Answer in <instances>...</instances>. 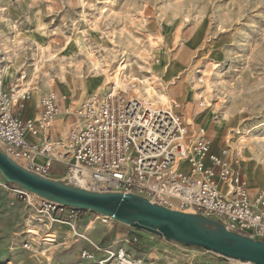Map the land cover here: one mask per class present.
Segmentation results:
<instances>
[{
    "label": "rangeland",
    "instance_id": "obj_1",
    "mask_svg": "<svg viewBox=\"0 0 264 264\" xmlns=\"http://www.w3.org/2000/svg\"><path fill=\"white\" fill-rule=\"evenodd\" d=\"M11 62L6 85L18 86L24 74L34 90L25 117L35 116V100L47 94L78 106L129 85L156 106L180 104L210 149L230 147L247 169L249 187L264 186V0H0V70ZM62 168L48 178L71 184ZM5 183L0 221L10 220L6 202L19 207L21 219L0 228V246L25 254L36 214ZM109 219L81 211L74 224L79 232L93 224L88 238L102 247H123L158 264H229ZM69 232L60 224L49 238L54 243L32 238L26 264H81L80 251L89 244Z\"/></svg>",
    "mask_w": 264,
    "mask_h": 264
},
{
    "label": "built area",
    "instance_id": "obj_2",
    "mask_svg": "<svg viewBox=\"0 0 264 264\" xmlns=\"http://www.w3.org/2000/svg\"><path fill=\"white\" fill-rule=\"evenodd\" d=\"M4 73L3 68L0 149L17 164L48 178L58 163L73 185L77 175L92 191L143 195L153 204L203 215L229 232L264 242V186L252 191L243 170L226 160L227 150L208 155L212 142L205 133L187 141L189 125L177 102L156 106L136 96L129 85L92 95L78 106L67 97L47 94L35 105L34 121L25 117L32 95L27 76H19L18 86L5 87ZM64 101L68 103L65 110ZM60 120L62 134L52 138L51 131ZM37 135L38 141L29 139ZM173 184L186 194L172 192ZM10 189L36 214L26 231V254L32 251V238L41 236V242L54 243L56 238L49 239L54 227L74 223L80 215L81 210L45 200L18 185ZM82 239L89 245L80 251L81 264H158L132 257L123 247L105 248ZM137 241L134 237L133 242ZM229 264L256 263L230 259Z\"/></svg>",
    "mask_w": 264,
    "mask_h": 264
},
{
    "label": "water",
    "instance_id": "obj_3",
    "mask_svg": "<svg viewBox=\"0 0 264 264\" xmlns=\"http://www.w3.org/2000/svg\"><path fill=\"white\" fill-rule=\"evenodd\" d=\"M0 175L45 200L91 211L144 230L167 241L196 247L227 260L264 264V242L227 231L203 215L184 213L153 204L132 193L97 192L28 171L0 149Z\"/></svg>",
    "mask_w": 264,
    "mask_h": 264
},
{
    "label": "crops",
    "instance_id": "obj_4",
    "mask_svg": "<svg viewBox=\"0 0 264 264\" xmlns=\"http://www.w3.org/2000/svg\"><path fill=\"white\" fill-rule=\"evenodd\" d=\"M12 63V65H13V62H11ZM8 86H10L9 84L7 85V86H5V87H8ZM38 100L39 99H37V100H35V104H34V107H33V109L35 108V105L37 104V102H38ZM34 114H35V116H33L35 119L37 118V115H36V113L34 112ZM61 121L62 120H60V123H61ZM57 126V125H56ZM59 127H58V129H53L52 131H51V137L52 138H55L56 137V135L57 134H62L61 133V131H60V127H61V124L60 125H58ZM35 139H36V141H38L39 139H40V135H37L36 137H35ZM219 152H220V150L218 151L217 150V148H212V149H210V153H215V154H219ZM242 166L246 169V167L242 164ZM63 166L62 165H60V164H58V163H55L54 165H53V168H52V170H51V172L50 173H52V174H55V175H57V174H61V172H59V170L62 168ZM64 168V167H63ZM62 168V169H63ZM246 172V176H247V178H248V172H247V169L245 170ZM51 174V175H52ZM50 175V174H49ZM249 179V178H248ZM249 181H250V179H249ZM250 189L252 190V191H256V190H258V189H260V188H258V186H256L255 185V183L252 185V186H250ZM4 206L6 207V210L8 211V213H9V215H10V220H8L7 218L6 219H2L1 221H0V228H2V229H10V228H12L13 226H15V225H17L18 224V222L20 221V219H21V212H20V209H19V207L16 205L14 208L13 207H11V206H9V204H8V202H6L5 204H4ZM12 206H13V204H12ZM77 231V230H76ZM95 231V228H94V226H93V224H89V226L88 227H86V229L83 231V232H79V231H77L79 234L81 233V234H87V236L89 235V234H91V233H93ZM69 234L70 235H72V233H71V230H70V232H69ZM56 235H57V233H56ZM72 236H74V235H72ZM81 236V235H80ZM56 247H58V245L56 246ZM26 258H28V259H30V258H32L31 256L29 257V254H21V255H19V253H18V251L16 252H14L13 251V249H11V251L10 252H8V250L7 249H4L3 247H1L0 246V262H5V261H10V262H16L17 264H26V262H27V259ZM58 264H66L65 262H63V263H58Z\"/></svg>",
    "mask_w": 264,
    "mask_h": 264
},
{
    "label": "bare ground",
    "instance_id": "obj_5",
    "mask_svg": "<svg viewBox=\"0 0 264 264\" xmlns=\"http://www.w3.org/2000/svg\"><path fill=\"white\" fill-rule=\"evenodd\" d=\"M7 69V70H6ZM6 69H4L5 70V74H11V70L13 69V65H12V63H9V65L6 67ZM10 71V72H9ZM19 83V80H18V82L16 83V84H18ZM119 83V82H118ZM3 84H4V86H7L6 85V83L3 81ZM15 84V85H16ZM89 87H90V85H89ZM61 90V89H60ZM33 92H34V90L31 88V93L33 94ZM31 99H32V95H31ZM180 105V104H179ZM180 107H181V105H180ZM34 121L36 120L34 117H31ZM189 125V124H188ZM206 128V127H205ZM200 132H203V130H202V128H200V129H198V130H196V131H193V130H191V128H190V125H189V128H188V138H187V141H190L192 138H194L196 135H198V134H200ZM223 150H227V158H226V160L233 166V168L234 169H238V168H240V169H242L243 168V166H242V161H241V159L239 158H237V157H234V154H233V152L231 151V148L230 147H226V148H224V149H222L220 152H219V154L223 151ZM212 154H215V153H210V150H209V153H208V155H212ZM219 154H216V155H219ZM248 179V178H247ZM0 184H2V183H4V181H3V177L0 175ZM73 181H74V185H77V186H79V187H82V188H86V189H90V190H92L89 186H87V185H85V184H83V182H82V179L80 178V177H78L77 175L76 176H73ZM2 182V183H1ZM248 186H249V179H248ZM171 191L172 192H178L179 193V195H185L186 193H185V191L184 190H180L179 188H178V186H177V184H173L172 185V187H171ZM109 220H111V221H113V219H109ZM63 225H66V226H68L69 228H70V230L73 232V235L74 236H77L78 238H80V239H82V237H84V238H88V236H86V235H84V234H79L76 230V227H75V224L72 222V223H70V224H63ZM81 235V236H80Z\"/></svg>",
    "mask_w": 264,
    "mask_h": 264
}]
</instances>
